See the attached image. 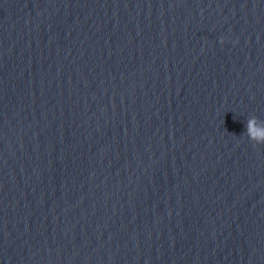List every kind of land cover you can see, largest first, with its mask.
<instances>
[{
    "label": "water",
    "instance_id": "1",
    "mask_svg": "<svg viewBox=\"0 0 264 264\" xmlns=\"http://www.w3.org/2000/svg\"><path fill=\"white\" fill-rule=\"evenodd\" d=\"M0 264H264V191L0 32Z\"/></svg>",
    "mask_w": 264,
    "mask_h": 264
},
{
    "label": "clouds",
    "instance_id": "2",
    "mask_svg": "<svg viewBox=\"0 0 264 264\" xmlns=\"http://www.w3.org/2000/svg\"><path fill=\"white\" fill-rule=\"evenodd\" d=\"M257 117H251L247 121V135L257 144L264 143V127L257 126Z\"/></svg>",
    "mask_w": 264,
    "mask_h": 264
}]
</instances>
